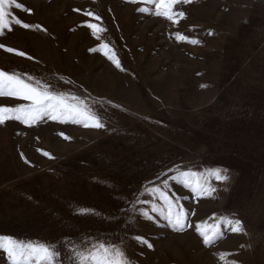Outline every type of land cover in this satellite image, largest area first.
I'll return each instance as SVG.
<instances>
[{
    "label": "rangeland",
    "instance_id": "374dc122",
    "mask_svg": "<svg viewBox=\"0 0 264 264\" xmlns=\"http://www.w3.org/2000/svg\"><path fill=\"white\" fill-rule=\"evenodd\" d=\"M19 2L31 13L13 14L47 31L14 26L0 36V44L33 57L0 49V69L62 77L60 90L99 101L108 120L106 129L53 121L0 126V235L59 242L134 234L153 245L126 241L134 264H264V0H192L178 6L186 13L179 24L143 0ZM86 20L106 29L100 40ZM177 32L200 43L178 41ZM105 43L123 71L99 51ZM16 103L0 97V104ZM175 165L220 167L229 176L210 181L211 197L171 186L195 213L183 231L140 217V205L128 211L147 181ZM220 215L240 219L244 232L205 246L195 226L210 229ZM0 264H7L2 253Z\"/></svg>",
    "mask_w": 264,
    "mask_h": 264
},
{
    "label": "snow or ice",
    "instance_id": "6c2138e0",
    "mask_svg": "<svg viewBox=\"0 0 264 264\" xmlns=\"http://www.w3.org/2000/svg\"><path fill=\"white\" fill-rule=\"evenodd\" d=\"M129 2L136 4L141 0H129ZM143 2L154 5L156 16H163L173 24H179L181 19L186 18V13L179 10L178 6L190 4L192 0H143ZM18 9L31 13V9L24 7L19 0H0V36L11 32L14 26L47 31L39 24L23 22L13 14L14 10ZM138 10L142 13L149 11L148 8H139ZM74 11L82 12L84 17L92 18L97 22L102 20L100 15L90 10L74 9ZM84 26L91 30L97 40H100L101 34L106 31L100 23L87 20ZM209 35L212 33L209 32ZM176 39L192 45L200 43L199 39L190 38L179 32L176 33ZM0 49L6 53H14L18 57L33 59L26 52L7 47L4 44H0ZM108 49L109 45L105 43L99 51H102L117 69L123 71L115 53L109 55V51H106ZM91 50L97 51V49ZM60 80L62 77L54 80L35 76L28 72L0 69V97H9L20 101L14 106L0 104V126L9 121H16L27 127L53 121L84 128L106 129L108 117L100 107V102L92 101L90 103L88 97L60 90L62 87ZM72 83L71 80L63 81V85ZM58 134L65 140L71 139L63 132ZM37 151L49 159L53 158L47 151L41 149H37ZM25 162L27 163V160ZM192 169L191 165H175L169 167L167 171L158 173L155 180L147 181L142 187L139 195L135 197L132 207L128 209L129 213L136 214L137 205H140V217L154 223V216L166 221L164 224L157 223L158 227H170L173 231H183L185 228L192 227L187 222V217L195 213L184 209L179 201L186 197H177L172 194L171 186L173 184L181 185L189 189L196 198L211 197L216 192V187L210 183L213 178L216 181L229 180L227 169L220 167L206 168L203 171ZM125 201L127 202V198ZM144 205L149 207L145 208ZM123 211L121 210V212ZM106 219L112 221L116 217H106ZM214 219L216 222L210 229L208 227L201 228L200 224L195 226V231L202 237L205 246H210L217 240L223 239L226 232H244L240 219L230 218V215L214 216ZM127 223L132 224L134 220L130 217ZM90 235L82 234L76 238H63L59 242L0 235V253L5 255L7 264H134L130 254V244H127L126 241H135L137 245H146L149 249L153 247L142 235L126 234L124 237L118 238V241L100 238L89 239ZM231 264H238V261L232 260Z\"/></svg>",
    "mask_w": 264,
    "mask_h": 264
}]
</instances>
